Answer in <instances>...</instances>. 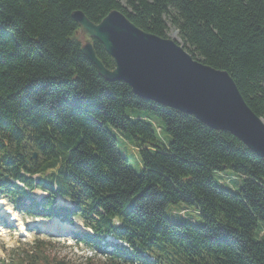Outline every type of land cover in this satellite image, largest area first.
<instances>
[{"label": "trees", "instance_id": "obj_1", "mask_svg": "<svg viewBox=\"0 0 264 264\" xmlns=\"http://www.w3.org/2000/svg\"><path fill=\"white\" fill-rule=\"evenodd\" d=\"M76 10L94 23L119 10L160 37L172 28L264 119V0H0V195L16 207L31 199L27 213L78 217L92 234L76 237L97 248L106 235L123 241L111 264H264V158L227 131L99 76L80 50ZM93 47L112 69L102 45ZM113 130L138 149L139 173ZM225 169L242 176L236 191L215 181ZM34 188L47 196L36 202ZM57 196L73 207L52 205ZM181 201L196 207L199 223L165 216ZM30 248L7 264H69Z\"/></svg>", "mask_w": 264, "mask_h": 264}, {"label": "water", "instance_id": "obj_2", "mask_svg": "<svg viewBox=\"0 0 264 264\" xmlns=\"http://www.w3.org/2000/svg\"><path fill=\"white\" fill-rule=\"evenodd\" d=\"M72 17L79 27L80 50L99 76L127 83L139 98L227 131L264 158V119L249 108L226 71L194 59L175 38L140 29L119 10H111L98 23L79 10ZM94 40L111 57L112 69L97 56Z\"/></svg>", "mask_w": 264, "mask_h": 264}, {"label": "rangeland", "instance_id": "obj_3", "mask_svg": "<svg viewBox=\"0 0 264 264\" xmlns=\"http://www.w3.org/2000/svg\"><path fill=\"white\" fill-rule=\"evenodd\" d=\"M167 33L169 37L176 39L175 30L170 28ZM130 113L131 111H126L127 115ZM158 132L160 136H166L162 129L160 131L158 130ZM113 134L117 140V151L127 160L135 172L139 173L142 167L139 161L138 149L124 135L115 130H113ZM214 179L221 186L236 191L238 186L237 182L242 179V176L230 169H225L216 172ZM31 194L38 198L40 196V193L35 190L31 191ZM58 202L61 204L60 200ZM17 214V221L9 227H4L0 224V264H7L11 259L23 256L25 250L30 251L32 249L30 247L34 243L38 244L43 252H49L51 255L64 258L69 264H111V260L102 253L97 250L95 253L93 250H89L92 246L84 244L77 238L70 236L69 230L72 229L71 227L64 230V232H50L44 228L41 231H36L33 230L35 225L45 224L46 226L48 221L52 223L54 221L52 219L48 220L43 216L33 218L22 213ZM164 214L174 222H200V216L196 211V207L182 201L167 204L164 207ZM0 216L2 218L6 217L2 208H0ZM66 225L69 226L68 224ZM51 229L54 230V228Z\"/></svg>", "mask_w": 264, "mask_h": 264}, {"label": "bare ground", "instance_id": "obj_4", "mask_svg": "<svg viewBox=\"0 0 264 264\" xmlns=\"http://www.w3.org/2000/svg\"><path fill=\"white\" fill-rule=\"evenodd\" d=\"M51 228H53V227H50V229H51ZM51 230H53V229H51Z\"/></svg>", "mask_w": 264, "mask_h": 264}]
</instances>
